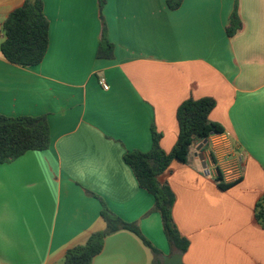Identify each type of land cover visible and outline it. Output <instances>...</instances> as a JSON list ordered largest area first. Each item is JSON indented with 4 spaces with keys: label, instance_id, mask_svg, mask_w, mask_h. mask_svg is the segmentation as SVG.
Here are the masks:
<instances>
[{
    "label": "crops",
    "instance_id": "0c3cea01",
    "mask_svg": "<svg viewBox=\"0 0 264 264\" xmlns=\"http://www.w3.org/2000/svg\"><path fill=\"white\" fill-rule=\"evenodd\" d=\"M25 2L0 0L2 21ZM43 2L50 22L44 60L21 67L0 49V114L47 115L51 133L48 150L0 163V264H64L70 249L105 230L99 198L162 258L120 231L93 264H163L171 247L152 212L155 198L125 155L150 151L153 129L170 152L177 109L189 98L215 100L210 119L228 141L218 155L209 138L200 151L203 141L195 142L193 157L163 176L176 195L177 227L190 241L183 260L264 264V228L255 216L264 199V0H183L176 9L167 0ZM235 10L242 27L229 36ZM104 25L114 46L108 59L97 55ZM239 156L241 179L221 190L218 170Z\"/></svg>",
    "mask_w": 264,
    "mask_h": 264
},
{
    "label": "trees",
    "instance_id": "16d2710c",
    "mask_svg": "<svg viewBox=\"0 0 264 264\" xmlns=\"http://www.w3.org/2000/svg\"><path fill=\"white\" fill-rule=\"evenodd\" d=\"M171 9L179 8L183 0H167ZM103 0H100L102 4ZM6 33L1 44V53L10 63L21 67L40 64L49 48L50 22L45 15L43 0H26L12 11L3 23ZM242 27L235 10L228 27L229 36ZM114 46L107 38L106 26H103L101 42L98 48L99 58H112ZM212 98H189L177 109L178 139L170 152H165L161 145V135L153 129V145L150 151L134 150L125 155V162L131 167L141 188L155 198L152 212L161 216L163 230L171 247V255L185 254L190 241L179 231L173 209L176 195L169 183L163 180L164 174L175 161L185 163L191 146L197 141H204L212 134L224 133V128L211 121L210 114L215 107ZM51 143L50 126L47 115L9 117L0 114V163L14 160L28 151L48 150ZM218 187L226 190L235 183H226L222 174L216 178ZM102 203L101 215L106 222L103 231L90 236L84 245L70 249L64 258V264H93V259L104 248L105 239L117 232L128 231L135 234L143 244L151 249L155 258L162 254L143 236L140 229L113 213ZM255 216L264 228V199L255 207Z\"/></svg>",
    "mask_w": 264,
    "mask_h": 264
},
{
    "label": "built area",
    "instance_id": "2783aa9c",
    "mask_svg": "<svg viewBox=\"0 0 264 264\" xmlns=\"http://www.w3.org/2000/svg\"><path fill=\"white\" fill-rule=\"evenodd\" d=\"M4 21L0 18V38H5L6 33L3 26ZM99 84L102 86L104 90L109 89V85L107 83L106 78L102 77L99 79ZM227 137L222 134H212L209 137L210 146L213 149V152L218 155L217 147L220 145H225V142H227ZM241 163H242V156L237 157L234 160H231L227 162V165L222 167V171L220 170L223 180L229 181V182H236L239 179H241L242 176V169H241ZM219 172V170H218Z\"/></svg>",
    "mask_w": 264,
    "mask_h": 264
},
{
    "label": "water",
    "instance_id": "95a60500",
    "mask_svg": "<svg viewBox=\"0 0 264 264\" xmlns=\"http://www.w3.org/2000/svg\"><path fill=\"white\" fill-rule=\"evenodd\" d=\"M208 143V139H205L202 144L199 146L198 150L200 151L204 146ZM201 160H204L202 156H200ZM204 164V163H203ZM206 166L205 164L203 165ZM163 264H185L183 260V254H174V255H164L163 256Z\"/></svg>",
    "mask_w": 264,
    "mask_h": 264
},
{
    "label": "rangeland",
    "instance_id": "374dc122",
    "mask_svg": "<svg viewBox=\"0 0 264 264\" xmlns=\"http://www.w3.org/2000/svg\"><path fill=\"white\" fill-rule=\"evenodd\" d=\"M3 39L4 38H0V41L3 40ZM193 145L190 148V151H189V154H188V157H187L188 159H191L193 157V154H194V150H193L194 146Z\"/></svg>",
    "mask_w": 264,
    "mask_h": 264
}]
</instances>
